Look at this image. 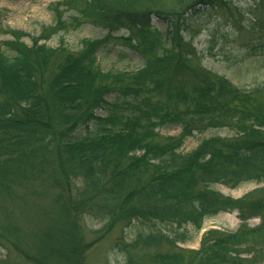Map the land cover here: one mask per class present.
Masks as SVG:
<instances>
[{
  "label": "trees",
  "instance_id": "trees-1",
  "mask_svg": "<svg viewBox=\"0 0 264 264\" xmlns=\"http://www.w3.org/2000/svg\"><path fill=\"white\" fill-rule=\"evenodd\" d=\"M54 5L53 23L37 37L0 29L10 38L0 43V247L25 264H86L93 245L119 228L114 248L124 264H255L241 256L264 244V86L240 90L206 72L193 47L201 14L235 19L227 0ZM154 17L165 22L164 33ZM83 23L106 36L83 40L77 51L63 40L46 45ZM229 23L236 27V19ZM247 23L264 29L262 19ZM121 31L127 36L113 38ZM116 40L139 55L141 69H101L96 53ZM171 126L178 136H159ZM220 128L235 135L180 152L194 132ZM244 183L263 186L236 201L213 190ZM232 211L242 222L259 216L261 224L207 231L199 250L184 257L177 246L189 242L188 226L200 232L205 220ZM84 219L101 224L91 240ZM132 223L148 233L126 241ZM165 225L175 227L173 236L159 230Z\"/></svg>",
  "mask_w": 264,
  "mask_h": 264
},
{
  "label": "rangeland",
  "instance_id": "rangeland-1",
  "mask_svg": "<svg viewBox=\"0 0 264 264\" xmlns=\"http://www.w3.org/2000/svg\"><path fill=\"white\" fill-rule=\"evenodd\" d=\"M63 0H0V29L20 31L30 36L37 37L40 29L43 26H50L53 23V8L54 4L60 3ZM261 0H227L230 13H234L236 19V27L232 26L229 21H235L227 14L214 12L211 14H201L197 17L199 26L195 27L198 36L194 39L193 47L201 59V67L217 77L224 78L233 86L240 90H251L257 86H264V29L251 30V26L247 21L249 18L264 20V8L260 5ZM264 3V2H263ZM251 9V10H250ZM69 14L66 15V17ZM239 23H238V22ZM151 24L162 33L166 30L165 22L158 18H152ZM241 28V31L238 30ZM106 31L98 27H93L89 23H83L76 30H71L68 33H59L52 37L46 43L50 48H57L60 40H63L65 47L70 51H77L80 48V43L83 40H100L106 36ZM127 36L126 31H121L113 34V38L118 39L121 36ZM9 37L0 35V43L9 41ZM26 44H30L27 38L24 39ZM101 49L96 53L95 58L99 66L104 72H135L143 67V61L135 51H131L122 41H111L105 49ZM254 50V53L252 52ZM163 101V98H161ZM180 109L182 108L179 105ZM174 110V103L170 104V109ZM98 116L101 113H97ZM81 130L80 133H83ZM158 134L160 137H176L180 129L179 127H163L159 128ZM235 133L227 128L208 129L203 133H193L188 137L180 152L188 154L196 149L198 144L211 137H219L229 139ZM263 185L257 186L255 183H244L236 189H229L221 185L213 187L225 198L231 200H239L249 192L261 188ZM262 196H259V198ZM30 218V216H28ZM31 217L32 222L38 220ZM261 224L259 216H253L247 221L242 222L239 219L237 211L228 213H220L216 217L207 219L203 222L200 232H196L190 226L187 227L188 241L184 245L177 247L184 250V257L188 258L191 251H198L203 233L209 230H216L223 233H235L241 226H245L248 230L257 228ZM84 233L87 240H91L90 231H96L101 228V224L89 219L83 220ZM159 230L166 235L173 236L175 227L158 226ZM183 230H180V232ZM138 232L148 233L146 228L132 223V225L123 231V238L126 241L136 237ZM120 229L110 233L87 253L86 264H124L125 258L119 254L114 248V244L118 241ZM254 251L243 254L241 259L249 260L254 257L255 264H264V244L256 246ZM245 250V247H241ZM240 249V250H241ZM177 252L175 249L173 250ZM151 250L145 252L149 255ZM253 254V255H252ZM5 259V260H4ZM6 264H25L14 254L8 256V252L0 247V262ZM1 264V263H0Z\"/></svg>",
  "mask_w": 264,
  "mask_h": 264
}]
</instances>
